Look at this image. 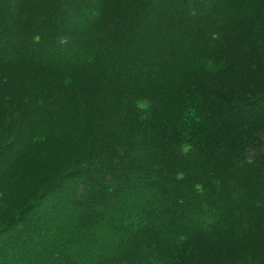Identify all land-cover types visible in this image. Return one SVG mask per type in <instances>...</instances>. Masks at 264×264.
<instances>
[{"label": "trees", "instance_id": "16d2710c", "mask_svg": "<svg viewBox=\"0 0 264 264\" xmlns=\"http://www.w3.org/2000/svg\"><path fill=\"white\" fill-rule=\"evenodd\" d=\"M0 264H264V0H0Z\"/></svg>", "mask_w": 264, "mask_h": 264}]
</instances>
